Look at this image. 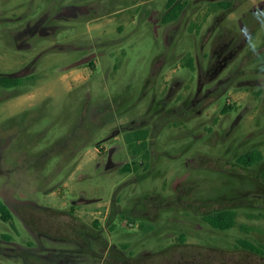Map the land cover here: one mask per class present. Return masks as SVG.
Wrapping results in <instances>:
<instances>
[{
	"label": "rangeland",
	"instance_id": "rangeland-1",
	"mask_svg": "<svg viewBox=\"0 0 264 264\" xmlns=\"http://www.w3.org/2000/svg\"><path fill=\"white\" fill-rule=\"evenodd\" d=\"M167 1L55 0L53 13L70 3L106 4L107 9L93 23L80 18L86 25L83 36L71 21L56 35L31 39L32 48H19L16 30L34 22L53 0H0V73L17 72L38 58L39 76L23 78L13 91L0 87V201L2 192L8 202L18 198L70 209L80 195L96 199L73 207L77 219L101 233L104 249L115 245L117 250L106 258L94 243L98 254L80 264H264L262 255L240 245V240L264 245V157L251 167L238 162L253 149L264 155V0H189L179 19L163 24ZM219 1L222 8L210 13ZM192 23L202 25L199 34L189 31ZM91 37L98 44L93 53H101L95 71L87 65L59 70L85 54L59 47L90 44ZM228 38L241 48L220 75L232 74L228 90L213 95L201 116L171 118L154 132L152 122L143 126L151 131L150 149L141 144L139 152L131 151L126 140L134 133L125 132L131 119L151 109L143 115L149 118L165 101L166 109L190 104L212 48ZM190 56L194 65L187 67ZM89 73L87 84L73 85V78ZM99 103L110 106L108 114L97 116L93 126L79 127L83 106ZM225 106L230 109L223 114ZM85 123H91L89 116ZM115 145L114 160H133L137 174L106 170L107 149ZM146 154L149 160L142 157ZM116 196L117 207L111 208ZM134 205L135 219L117 214ZM222 208L237 212L234 228L204 224V213ZM43 218L46 227H60L55 211ZM139 219L147 221L143 227L136 226ZM14 224L0 218V235H14L24 245L30 234L16 218ZM0 261L23 264L3 256ZM36 263L41 260L30 257V264Z\"/></svg>",
	"mask_w": 264,
	"mask_h": 264
},
{
	"label": "flooded vegetation",
	"instance_id": "flooded-vegetation-1",
	"mask_svg": "<svg viewBox=\"0 0 264 264\" xmlns=\"http://www.w3.org/2000/svg\"><path fill=\"white\" fill-rule=\"evenodd\" d=\"M54 1L55 0H53V2L49 4L47 10L42 12V14H40L39 17L34 22H32V20H29L26 22L24 27H22L19 30H16L15 37H14V41L17 43L16 46H18L19 48H32L34 44L31 43V39L33 40L41 36L49 37V36L56 35L62 29L70 28V26H72L71 21L76 22L75 26H77L78 29H80L79 35L81 36L82 34L83 36L84 35L83 28L86 25L83 23L82 19L80 18H89L87 19L88 20L87 24L93 23L99 20L104 15L103 10L107 9L106 4L104 6L97 7L93 2L91 4L70 3V4H60L58 6L60 10H57V12L53 13L52 11L54 8ZM61 1L62 0H59V2ZM211 2H215V1L211 0ZM166 11H167V7H166ZM184 11L182 12V14L184 13ZM219 20H220V17L217 16L212 26L208 28V33H210L211 31L215 29ZM177 29L178 28L174 26L172 29V32H174L175 34V32H177ZM170 37L171 36L168 35L167 40ZM172 37H173V34H172ZM90 39H91L90 44H87V42L86 43L81 42V44L62 45L59 47V50H65V49L66 50H76V51L85 53L76 62L80 60H84V59H90V61L84 65H87L90 68L92 67L91 69L92 70L94 69L95 71L96 66H95L94 61L96 62L98 61L97 57L98 55H101V53L99 54L93 53L94 51L92 49L96 47L98 44L97 42H95L94 38L91 37ZM237 47H238L237 45L233 46V38H228L216 44L212 48L210 52L209 60L207 62V68L204 74H199L200 89L195 93L194 98L191 100L190 104L186 106H183L182 104L178 105V107L182 106L181 107L183 108L182 110L181 108H178V107L166 109V106L168 103L167 101H165L163 106L157 109V111H154V113L150 115L149 118H147V116L143 117V115L148 114L151 111V109L147 111L146 113H144L143 115L140 114L139 116L136 115L137 117L136 116L133 117V119H131V121L129 122L130 125L132 126H130L128 130L125 132L130 131L132 133H135L138 131H143L146 128H142V127L147 125L150 122H152L151 129L154 132L157 129L161 130L162 126H164L165 123L169 121L171 118L180 117L182 120H184L187 118L189 119L190 117L195 116V115L201 116L204 113V111L207 109V104L213 100V99L211 100L210 98L213 95L217 94L218 91L225 92L226 90H228L230 84L232 83L233 81L232 74H226L222 78H220V75L228 69V67L230 66L234 58L236 57L239 50H241V48H237ZM37 60L38 58L34 61L24 62L21 66V69L19 70L21 71L25 69L26 71H28L29 75L25 77H31L32 81H35L39 77L38 74L36 73L38 69ZM84 65H81V66H84ZM157 66L158 64L156 65V67ZM67 67L68 66L61 67L59 68V70L62 68H67ZM79 67H76V68H79ZM13 73H7V74L0 73V79L4 76L7 78H10L9 75ZM25 77H22L19 79H23ZM90 77H91V74L88 80L83 84H87L90 81ZM11 79H15V78H11ZM213 81H215V83L209 86L205 90L204 89L205 84L213 82ZM21 85L14 86L11 88H5V89H10V91H13L16 87H19ZM170 91L172 92V90ZM221 94H223V92H221ZM221 94L218 95V97L221 96ZM109 107L110 106L104 103L94 104L88 107L89 109H91L88 114L89 119L91 120V123L87 124L85 123V120L88 117L87 116L88 108H86V106H83L82 114H81V118L78 123V126L83 127V125L85 124H86L85 125L86 128L89 127L90 125L93 126L94 120L95 118H97V116H105L108 114L109 109H110ZM165 111L167 112L164 113ZM226 113L227 112H224L223 114H226ZM106 119H104L103 121H105ZM121 120L123 119L121 118ZM185 125H186V122L184 121L182 122L180 126L184 127ZM120 131L121 129H118L117 134H119ZM150 134H151V131H149V136L146 139L135 140L133 141L134 144L138 147L139 145L141 144L144 145V143H146L149 148V146H151V143L149 141ZM127 144H128V141H127ZM84 145H86V143ZM129 149L135 152L130 147ZM107 150H108L107 157H106L107 159L106 170L107 171L115 169V168H119L123 173L129 176L130 175L134 176L135 174L138 173V168L136 169V166H135L137 164L133 160L131 162H128L130 164H128L127 162L124 164V161L114 160V155L117 152L116 145L111 148L109 147ZM133 157L134 158L138 157V155H134ZM142 157L149 160L148 154L143 155ZM2 159H3V156H2V153L0 152V173L3 172ZM128 166L130 169L126 170V167ZM135 180H137V177ZM1 196L4 202L0 201V203L6 207V211L9 212L10 214L9 220L5 221L3 219V214L0 211L1 220L9 223L12 227H14L15 226L14 219L16 218L21 223L22 227L28 232V234H30L29 236L31 237V239L28 241L26 240L23 245V244H20L14 241V237H15L14 235L7 234V233L1 234L0 235V257L3 256L4 258H8V259H14V258L20 259L22 260L23 264H30V257H34V258L41 260V263H36V264H80L81 262L85 261L89 255L95 256L96 254H98V251L94 249V243H96L99 246V250L103 249L102 251L104 252V257L106 258H108V255H110L111 252L117 248L114 245V246H111V248L109 246L104 249L103 246L104 245L106 246V244H105V240L101 236V233L100 234L95 233L93 232V230L89 228L85 229L82 226L86 227V225H83L84 224L83 222L79 223L77 219L78 215L76 214V210L73 207L78 206V205L81 206L84 204H88L86 203V200L88 199L84 195H80L78 196L77 199L72 200L71 202L72 208L70 209H55V208L45 207V206H41L37 202L31 201V200H20L18 198H15L13 202H8L2 192H1ZM118 199L119 197L117 196L115 198L112 197L109 203V206L111 208L117 207L116 204H117ZM135 206L136 205L130 208L128 207L122 208V209L119 208L117 214H121L122 216H126V217H132L135 219L136 217L134 216L138 214V212L135 209ZM51 210L55 211L57 215L60 217V223H57L58 226L60 227H57L56 225L55 227L53 226L46 227L44 225L43 216L44 214H46L47 211H51ZM228 210L233 211V209L231 208L229 209L222 208L217 211H213L212 213H204L202 215L204 224L210 226L213 229H217L210 223L208 218L214 214L225 212ZM113 211L114 210L112 209V212ZM146 214L147 212H144L141 215L145 217ZM61 218H65L66 223ZM110 219L111 218L109 217L108 222L110 221ZM134 221L136 222V226L138 227H143V223L147 222L146 220H144L143 222L142 219H139L138 221L140 222L138 224L137 220H134ZM52 228L55 233H52V232L50 233V230H52ZM21 236H22L21 234L17 233V237H21ZM118 251L124 258L126 257L123 251L121 250H118ZM0 264H3V261H0Z\"/></svg>",
	"mask_w": 264,
	"mask_h": 264
},
{
	"label": "trees",
	"instance_id": "trees-1",
	"mask_svg": "<svg viewBox=\"0 0 264 264\" xmlns=\"http://www.w3.org/2000/svg\"><path fill=\"white\" fill-rule=\"evenodd\" d=\"M189 0H168L167 1V11L162 17V23L167 24L173 21H176L179 19L182 12L185 10V8L188 6ZM218 6H212L210 13L217 11L219 8H222L221 2H218ZM230 3V2H228ZM231 5V4H230ZM202 25L198 23H192L189 27L190 32H195L196 34H199L201 31ZM194 65V59L192 56L187 58V61L185 63V66L192 67ZM22 84V79H11L7 77H2L0 79V87L3 88H11L14 86H18ZM228 109H230L229 106H225L224 109H222L223 112H226ZM149 136L148 130L138 131L133 134L132 137L127 138L129 147L134 150L135 152H139L138 147L134 144L133 141L139 140V139H146ZM146 143H144L145 145ZM145 147V146H144ZM263 153L258 149L250 150L244 154H242L238 158V162L245 166V167H251L258 162L263 160ZM129 166L126 167V170H129ZM264 178V173H263ZM0 211L3 214V219L5 221L9 220L10 214L6 211V207L0 203ZM236 219H237V212L236 211H225L221 213L214 214L208 218L210 223L217 229L225 231L229 230L231 228H234L236 225ZM112 229H114L112 227ZM240 245L244 249H247L251 252L257 253L259 255H262L264 257V245L263 244H255L248 240H240Z\"/></svg>",
	"mask_w": 264,
	"mask_h": 264
},
{
	"label": "water",
	"instance_id": "water-1",
	"mask_svg": "<svg viewBox=\"0 0 264 264\" xmlns=\"http://www.w3.org/2000/svg\"><path fill=\"white\" fill-rule=\"evenodd\" d=\"M89 61H90V59L80 60V61L75 62L72 65L68 66L66 69H72V68H75V67H79L81 65H84V64L88 63ZM27 75H29V72L24 69V70H21L19 72H15L13 74H10L9 77L10 78L19 79V78L25 77ZM95 201H96V199H88V200H86V203H92V202H95Z\"/></svg>",
	"mask_w": 264,
	"mask_h": 264
},
{
	"label": "crops",
	"instance_id": "crops-1",
	"mask_svg": "<svg viewBox=\"0 0 264 264\" xmlns=\"http://www.w3.org/2000/svg\"><path fill=\"white\" fill-rule=\"evenodd\" d=\"M84 70H87V68H85ZM89 76H90V73L87 76L77 75L75 78L72 79L73 85L75 86L82 85L88 80Z\"/></svg>",
	"mask_w": 264,
	"mask_h": 264
}]
</instances>
